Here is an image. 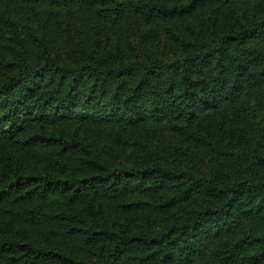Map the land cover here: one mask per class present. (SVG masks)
<instances>
[{
  "label": "trees",
  "instance_id": "1",
  "mask_svg": "<svg viewBox=\"0 0 264 264\" xmlns=\"http://www.w3.org/2000/svg\"><path fill=\"white\" fill-rule=\"evenodd\" d=\"M0 264H264V0H0Z\"/></svg>",
  "mask_w": 264,
  "mask_h": 264
}]
</instances>
